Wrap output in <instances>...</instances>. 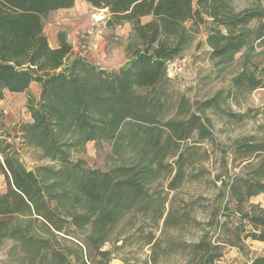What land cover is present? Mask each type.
<instances>
[{"label": "rangeland", "instance_id": "374dc122", "mask_svg": "<svg viewBox=\"0 0 264 264\" xmlns=\"http://www.w3.org/2000/svg\"><path fill=\"white\" fill-rule=\"evenodd\" d=\"M231 1L237 10L262 11L261 18L249 23L253 30L250 44L232 62L217 67L206 44L208 32L204 26L194 27V40L167 64L171 81L159 122L155 127L142 126L139 121L124 127L129 139L126 148L118 150L121 154L128 151L124 154L130 158L128 162L115 154L114 141L103 140L75 146L61 143L58 157L53 159L25 137V126L33 122L27 95L13 99V112L0 108V138L12 144L29 170L42 166L59 169L63 162H80L81 169L94 177L117 182L123 177L120 166L134 165V172L143 168L138 163L141 150L162 149L134 206L122 211L100 249L98 240L90 235L92 225L72 227V237L58 236V247L68 254L65 264H211L207 262L210 258L213 264H252L264 257V241L253 238L254 234L264 235V193L247 196L242 202L231 193L233 183L242 192L247 182L264 183V151L258 147L264 143V87L253 90L264 86V0ZM88 8L79 19L71 9L57 11L54 18L49 14L44 20L45 28L54 27L46 31L49 43L51 35L58 41L63 32L73 46V58L106 71L118 70L129 60L132 27L124 24L110 29L106 25L108 10ZM71 18L75 24L68 21ZM186 25L190 27L191 22ZM38 88L34 91L39 93L40 85ZM212 98L216 102L207 104ZM170 121L176 126L189 124L190 137L170 139L174 134L167 124ZM147 127L152 133H147ZM246 144L256 147L248 149ZM177 175L180 180L173 182ZM59 189L46 185L45 193L54 198ZM0 191H7L4 179H0ZM116 201L106 197L98 208L105 211ZM51 206H56L55 200ZM81 210L78 206L77 211ZM34 234L50 237L40 222L32 225ZM30 250L29 244L6 238L0 244V264H22Z\"/></svg>", "mask_w": 264, "mask_h": 264}, {"label": "trees", "instance_id": "16d2710c", "mask_svg": "<svg viewBox=\"0 0 264 264\" xmlns=\"http://www.w3.org/2000/svg\"><path fill=\"white\" fill-rule=\"evenodd\" d=\"M83 1L108 10V28L131 25L129 60L118 70L106 71L73 58V46L63 32L58 35V47H51L44 20L53 11L71 8L76 0H0V100L5 91L21 93L33 82L41 85L40 99L29 100L33 123L24 131L29 143L53 159L58 157L61 143L75 146L103 140L114 141L115 154L130 161L124 157L128 151L121 154L118 150L126 148L129 139L124 127L138 121L142 126L155 127L159 122L171 81L167 64L179 58L194 40L193 28L205 27L210 58L219 67L232 62L250 44L253 30L249 23L262 16L259 9L237 10L231 0ZM144 18L150 19L143 22ZM259 87L264 86H254L253 90ZM214 102L216 98L206 103ZM167 124L174 132L170 139L184 141L190 137L189 124ZM148 127L147 133H152ZM202 131L207 129L202 126ZM246 145L248 149L256 147ZM258 147L264 151V143ZM160 153L162 149L141 150L138 163L143 168L134 172V165L120 166L123 177L114 182L87 173L80 162H63L59 169L42 166L29 170L12 144L0 138V174H5L8 185L7 191L0 193V244L6 238L29 244L32 250L22 264H65L68 254L58 247V236L72 237V227L92 225L89 232L100 249L122 211L134 206ZM179 180L177 175L173 182ZM46 185L60 187L54 198L45 193ZM231 193L242 202L247 196L264 193V183L247 182L245 192L233 183ZM106 197L117 201L112 208L100 211L98 207ZM53 200L55 207L51 206ZM38 222L50 237L31 235L32 225ZM253 238L264 241L263 234ZM207 262L213 264L214 259ZM252 264H264V257Z\"/></svg>", "mask_w": 264, "mask_h": 264}, {"label": "crops", "instance_id": "0c3cea01", "mask_svg": "<svg viewBox=\"0 0 264 264\" xmlns=\"http://www.w3.org/2000/svg\"><path fill=\"white\" fill-rule=\"evenodd\" d=\"M77 1V0H76ZM81 1H83V0H81ZM79 2V4H78V2H75L76 4H75V6H73V7H71V8H68V9H71V14H73V16H74V18H76V19H79V17H81L82 16V14L85 12V10L87 11V10H89V5H91V4H89V3H87L86 1H83V2ZM92 6V5H91ZM60 10H67V9H59V10H56V11H53V12H51V13H53V15H51L53 18H54V16H56V15H59L58 13H56L57 11H60ZM50 13V14H51ZM68 21L70 22V23H72V24H75L76 23V21L75 20H73L72 18L71 19H68ZM125 25H128V27H130V24L129 23H126ZM55 28H57V29H59V27L58 26H56ZM49 30L51 29H54V27H53V25H51V26H49V28H48ZM47 28H45V33H46V31L48 30ZM47 34V37H48V40H50V35L48 34V33H46ZM51 41H52V44H50L51 45V47L52 48H57L58 47V41L56 40V37H54V36H52L51 35ZM39 83H36V82H33L30 86H29V88L25 91V92H21V93H13V92H9V91H5V95H4V98L3 99H1L0 100V108H3V109H5L6 111H8V110H10V111H14V108L13 107H15V105H13V107H12V104H13V102H14V98H16V99H22L25 95H27V97H28V104H29V100L31 99V98H34L36 101H38L39 99H40V96H41V85H40V91H39V93H38V90L37 91H34V89H39L38 87H39ZM30 92H33V95L32 94H30ZM22 102V101H21ZM23 103V102H22ZM20 104L21 103H19V106H20ZM29 106V105H28ZM18 107V106H17ZM28 110H29V108H28ZM30 111V110H29ZM31 112V111H30ZM31 120L33 121V117H32V113H31ZM33 123V122H32ZM3 175V178H1V176H0V179H4L5 180V186H7V189H8V185H7V180H6V176H5V174H2ZM4 187V186H3ZM2 187V188H3ZM0 193H3L2 191H0Z\"/></svg>", "mask_w": 264, "mask_h": 264}]
</instances>
